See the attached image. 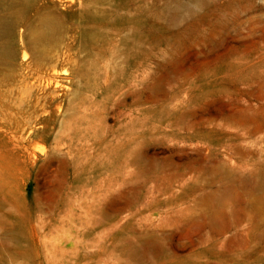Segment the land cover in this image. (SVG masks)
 Wrapping results in <instances>:
<instances>
[{
	"label": "rangeland",
	"instance_id": "rangeland-1",
	"mask_svg": "<svg viewBox=\"0 0 264 264\" xmlns=\"http://www.w3.org/2000/svg\"><path fill=\"white\" fill-rule=\"evenodd\" d=\"M102 2L0 66V264H264V0Z\"/></svg>",
	"mask_w": 264,
	"mask_h": 264
},
{
	"label": "bare ground",
	"instance_id": "bare-ground-1",
	"mask_svg": "<svg viewBox=\"0 0 264 264\" xmlns=\"http://www.w3.org/2000/svg\"><path fill=\"white\" fill-rule=\"evenodd\" d=\"M103 7L102 0H0V66H13L20 90L35 82L41 84L42 78L52 76L53 65L60 56L56 49L62 44L71 49L78 30L85 35L88 30L93 31L91 37L103 36L101 31L107 24ZM96 8L103 10V16L90 17L96 13L86 10ZM120 20L116 16L112 24L119 25ZM18 57L20 62L16 65L13 60Z\"/></svg>",
	"mask_w": 264,
	"mask_h": 264
}]
</instances>
